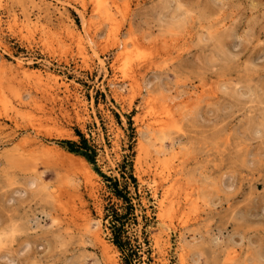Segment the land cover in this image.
<instances>
[{
    "label": "rangeland",
    "instance_id": "1",
    "mask_svg": "<svg viewBox=\"0 0 264 264\" xmlns=\"http://www.w3.org/2000/svg\"><path fill=\"white\" fill-rule=\"evenodd\" d=\"M129 175L135 264H264V0H0V264H123Z\"/></svg>",
    "mask_w": 264,
    "mask_h": 264
},
{
    "label": "trees",
    "instance_id": "2",
    "mask_svg": "<svg viewBox=\"0 0 264 264\" xmlns=\"http://www.w3.org/2000/svg\"><path fill=\"white\" fill-rule=\"evenodd\" d=\"M79 136V142L62 141L66 150L74 155H78L86 159L89 163H94L96 157V150L93 146L89 145L87 140L77 133ZM125 172V170H124ZM129 179L132 183H117L114 180L113 183H108V188L122 206L120 211L106 209L107 213L104 220L109 221V230L111 234V243L118 250L121 255L123 264H135L139 263L142 256L143 246H147L148 242L143 233V241L139 242L137 238L129 235L128 228L131 226L134 220V207L132 204L133 197L131 196L130 188L137 190V183L132 175H129ZM111 181L110 179H107ZM148 261H150L148 259Z\"/></svg>",
    "mask_w": 264,
    "mask_h": 264
},
{
    "label": "bare ground",
    "instance_id": "3",
    "mask_svg": "<svg viewBox=\"0 0 264 264\" xmlns=\"http://www.w3.org/2000/svg\"><path fill=\"white\" fill-rule=\"evenodd\" d=\"M96 1H98V0H96ZM112 2V1H111ZM90 41V40H89ZM85 42V41H84ZM90 43V42H89ZM92 44V43H91ZM240 96V95H239ZM85 165V164H84Z\"/></svg>",
    "mask_w": 264,
    "mask_h": 264
}]
</instances>
